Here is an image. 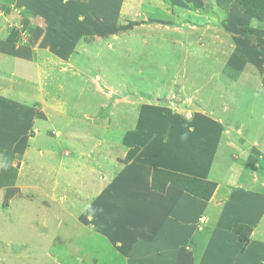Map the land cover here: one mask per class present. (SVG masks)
Returning <instances> with one entry per match:
<instances>
[{
    "label": "rangeland",
    "instance_id": "1",
    "mask_svg": "<svg viewBox=\"0 0 264 264\" xmlns=\"http://www.w3.org/2000/svg\"><path fill=\"white\" fill-rule=\"evenodd\" d=\"M17 1L0 0V39L16 52L0 58V110L9 103L25 123L14 148L0 131V264H113L117 254L91 230L84 204L129 163L123 138L140 105L220 120L237 161L264 165V8L58 0L57 11Z\"/></svg>",
    "mask_w": 264,
    "mask_h": 264
},
{
    "label": "crops",
    "instance_id": "2",
    "mask_svg": "<svg viewBox=\"0 0 264 264\" xmlns=\"http://www.w3.org/2000/svg\"><path fill=\"white\" fill-rule=\"evenodd\" d=\"M102 2L107 5L105 0ZM17 3L24 10L42 5L41 9L52 7L58 11V0ZM28 52L19 51L17 56L25 55L22 60H27ZM7 53L16 52L8 40L0 39V58L5 59ZM14 59L20 63L19 68L24 66ZM27 90L44 98L38 87L36 91L30 87ZM30 101V109L37 111L36 101ZM4 106L3 112L0 110L3 120L0 131L9 130L6 140L8 147L14 148L19 140L17 129L22 127L25 131V123L17 119L19 109L16 111L9 103ZM138 107L142 113L134 130L123 138V145L129 146V151L133 147H139L140 151L129 163L113 166L108 174L112 170L119 172L120 166L121 174L115 172L110 184L100 186L98 196L84 204L91 230L117 254L111 263L120 260L123 264H264V165L237 161L220 120L198 114L189 121L168 108H148L144 104ZM53 113L58 115L57 110ZM156 168L214 183L215 192L206 200L171 183L165 193L155 191L152 176ZM70 187L73 188L71 182ZM76 215L77 220L85 221V216ZM235 224L252 227L249 243L240 240L234 231ZM60 225L64 226V222ZM66 233L70 234L68 230ZM72 264L88 263L86 258H76Z\"/></svg>",
    "mask_w": 264,
    "mask_h": 264
},
{
    "label": "trees",
    "instance_id": "3",
    "mask_svg": "<svg viewBox=\"0 0 264 264\" xmlns=\"http://www.w3.org/2000/svg\"><path fill=\"white\" fill-rule=\"evenodd\" d=\"M246 4V0H241ZM253 7L251 12H261V8H264V0H250ZM140 151V148L136 147L131 149L126 157V162H130ZM174 184L180 189L202 199L209 200L215 192L216 184L201 180L188 175L175 173L163 169L156 168L152 176V189L160 193H165L169 184ZM234 231L239 235V238L244 243L250 242V235L252 233V227L244 224H235Z\"/></svg>",
    "mask_w": 264,
    "mask_h": 264
},
{
    "label": "water",
    "instance_id": "4",
    "mask_svg": "<svg viewBox=\"0 0 264 264\" xmlns=\"http://www.w3.org/2000/svg\"><path fill=\"white\" fill-rule=\"evenodd\" d=\"M160 101H162V100H160ZM163 101H165V102H166V100H163Z\"/></svg>",
    "mask_w": 264,
    "mask_h": 264
}]
</instances>
